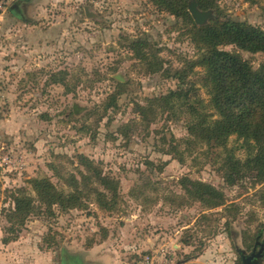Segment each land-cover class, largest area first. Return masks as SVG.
Instances as JSON below:
<instances>
[{
    "label": "rangeland",
    "instance_id": "374dc122",
    "mask_svg": "<svg viewBox=\"0 0 264 264\" xmlns=\"http://www.w3.org/2000/svg\"><path fill=\"white\" fill-rule=\"evenodd\" d=\"M213 2L206 25L231 19L264 32V0ZM191 27L153 0H0V264H59L63 252L91 249L112 264H264V183H225V152L189 136L180 102L168 113L155 101L190 85L208 101L204 70L189 73ZM146 48L169 77L137 57ZM222 49L253 70L264 64V54ZM241 142L227 148L242 160ZM78 156L116 182L113 209L98 205L95 179L81 180ZM72 176L83 207L10 218L16 198H36L31 180L69 192ZM195 183L225 205L200 201Z\"/></svg>",
    "mask_w": 264,
    "mask_h": 264
},
{
    "label": "trees",
    "instance_id": "16d2710c",
    "mask_svg": "<svg viewBox=\"0 0 264 264\" xmlns=\"http://www.w3.org/2000/svg\"><path fill=\"white\" fill-rule=\"evenodd\" d=\"M195 1L202 11L215 7L213 0ZM153 2L161 10L192 26L190 35L197 59L187 62L189 73L194 67L204 70L203 86L208 96L204 104L190 85L187 90L169 91L155 101L162 102V107L168 113L175 109V101L180 102L179 110L188 116L186 130L189 136L208 146L209 150L225 152L221 166L225 183L233 185L245 177L252 178L258 184L264 183V64L258 70H253L238 54L222 49L224 46H234L251 54H264V32L231 19L214 20L198 27L188 12V0ZM135 44L144 47L142 44L145 42L140 40ZM147 50L137 51V57L151 73L161 71L169 77V70L164 69L163 61L154 54L151 56ZM55 76L52 75L53 81L58 83ZM187 77V72H182L179 76L181 84L187 83ZM144 110L140 108L139 113ZM231 137L242 141L241 147L246 151L244 159H238L234 151L227 148ZM78 159L87 173H81V180L85 182L92 177L102 188V191L94 189L93 192L98 205L103 209H113L117 198L116 182L103 175L86 157L78 156ZM30 184L36 198L25 195L16 198L10 218L15 216L22 223L42 208L51 212L53 206H59L63 211L83 207L84 191L73 176L69 184L72 191L69 192L58 190L46 178L31 180ZM194 185L196 191H203L200 201L213 207L225 205L223 195L213 187L202 183ZM240 263L243 264L242 259Z\"/></svg>",
    "mask_w": 264,
    "mask_h": 264
},
{
    "label": "water",
    "instance_id": "95a60500",
    "mask_svg": "<svg viewBox=\"0 0 264 264\" xmlns=\"http://www.w3.org/2000/svg\"><path fill=\"white\" fill-rule=\"evenodd\" d=\"M188 12L190 16L192 17L195 25L197 26H204L206 23L212 19L213 14L212 11H201L195 0H189L188 1ZM73 112L75 114H78L80 111L77 109L76 106L73 108ZM243 260V264H246L245 260ZM61 264H77L76 260L71 258L67 253L63 252L61 257Z\"/></svg>",
    "mask_w": 264,
    "mask_h": 264
},
{
    "label": "crops",
    "instance_id": "0c3cea01",
    "mask_svg": "<svg viewBox=\"0 0 264 264\" xmlns=\"http://www.w3.org/2000/svg\"><path fill=\"white\" fill-rule=\"evenodd\" d=\"M18 11V9H17ZM19 12V11H18ZM71 258L76 260L77 264H112L116 263L115 259H112L110 256H105L102 254V250L91 249L89 251L73 252L71 255L68 254ZM61 264V261L59 262Z\"/></svg>",
    "mask_w": 264,
    "mask_h": 264
}]
</instances>
